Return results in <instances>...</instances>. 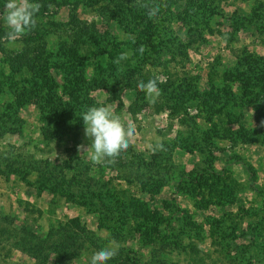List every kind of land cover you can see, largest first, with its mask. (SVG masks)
<instances>
[{
  "label": "rangeland",
  "instance_id": "1",
  "mask_svg": "<svg viewBox=\"0 0 264 264\" xmlns=\"http://www.w3.org/2000/svg\"><path fill=\"white\" fill-rule=\"evenodd\" d=\"M147 2L161 5L154 19L135 0H41L37 27L11 45L0 17V264H88L113 240L108 264H264V0ZM73 17L99 45L76 38ZM129 35L146 51L113 68L110 53L132 56ZM38 47L52 91L18 61ZM154 77L152 104L137 84ZM102 105L136 129L111 165L91 161L80 117ZM20 226L46 256L16 248Z\"/></svg>",
  "mask_w": 264,
  "mask_h": 264
},
{
  "label": "clouds",
  "instance_id": "2",
  "mask_svg": "<svg viewBox=\"0 0 264 264\" xmlns=\"http://www.w3.org/2000/svg\"><path fill=\"white\" fill-rule=\"evenodd\" d=\"M135 5L147 10L149 19H154L161 11L160 4H152L147 0H135ZM42 4L34 0H7L4 9L0 11L8 27V31L3 36L7 43L15 44L25 35L29 34L37 27V15L40 12ZM49 8L53 7L51 4ZM129 39L135 42V37L129 35ZM137 51L143 55L146 51L144 45H141ZM129 58V53H121L114 61L120 64L121 61ZM163 82L160 77L149 79L146 83L139 81L137 88L143 91L149 103L155 104L162 95L158 83ZM84 123L85 136L91 141L87 149L91 150L90 159L97 165L114 164L121 154L126 153L131 145V140L136 134V129L131 124L125 125L121 118L114 113L109 106H90L80 115ZM264 127V121L261 122ZM153 152L166 151L162 142L157 141L150 145ZM84 149L79 146L78 150ZM118 244L116 241H110L109 244L92 253L88 264H108V261L118 255Z\"/></svg>",
  "mask_w": 264,
  "mask_h": 264
},
{
  "label": "trees",
  "instance_id": "3",
  "mask_svg": "<svg viewBox=\"0 0 264 264\" xmlns=\"http://www.w3.org/2000/svg\"><path fill=\"white\" fill-rule=\"evenodd\" d=\"M39 3H41V0H36ZM134 11H131V13H133ZM133 16L134 19L139 20V22L141 21L142 17H139L135 14H131ZM72 24L74 25V27L77 29V34H76V38L79 40H85V38H89L91 39V41H93L94 43H96L97 45H99L98 43V38H97V31L95 30L93 25H88L86 23H81V21H79L77 18L73 17V19L71 20ZM82 25V26H81ZM140 47V43L138 42H134L133 45V49H132V56L128 59L125 60L126 63H129L130 59L137 57L140 55V53L137 51V49ZM152 51H155V47H151ZM151 51V52H152ZM117 53H110L109 56L111 59H117V57L123 53L122 51H115ZM35 54L33 55V57H29L28 55L24 54L19 61H23L25 62V67L27 68L29 74L35 76L37 71H39L40 73V81H34L33 85L36 87V89L34 90H43V88H47V89H51V91L56 87V84L54 82L53 77L51 76V74L46 72L45 67L43 68L42 65V61H45L47 59V54L45 52V50L41 47H38V49L35 50L34 52ZM75 54V53H74ZM74 54H72L74 56ZM71 55V56H72ZM76 62L81 61V59H76ZM39 65V68H36L35 66ZM118 65V64H116ZM115 63H113V65L111 64L110 66H112L113 68H115ZM113 70V69H112ZM2 77L7 80L8 77L3 75L2 73ZM3 79V80H4ZM42 81V83H40ZM45 85V86H44ZM53 107H58V105H53ZM48 120V118L46 119ZM36 169L37 171H39V173L41 172L43 174V176L45 178H53L54 173L53 171L50 170V168H48L49 166L45 165V167H40L39 164H36ZM62 170V169H61ZM60 173L63 174V171H60ZM190 177H192V181H196L199 185V187L201 186V184L205 183L204 181V177H201L200 181L198 180V174L195 172H191L189 173ZM141 213L140 216L145 219V220H150V219H155L156 216L153 212L145 209V208H141L140 209ZM76 225V224H75ZM12 233L14 234V237L16 239V248L19 249L20 251L23 252H35L33 254H37L38 258H43L46 255H43L41 253L40 250V244L42 243L41 239H39V237L36 235V233H34L33 231L29 230L27 227L25 226H20L18 229H14V231H12ZM151 234L152 235H156L158 234V229L157 227H153L151 229ZM67 239H70L71 242H74V238L70 237V236H62L59 240L60 243H57V245L60 246V244H62L63 242L65 243V241H67ZM38 240V241H37ZM57 245L54 247V249L57 248Z\"/></svg>",
  "mask_w": 264,
  "mask_h": 264
}]
</instances>
